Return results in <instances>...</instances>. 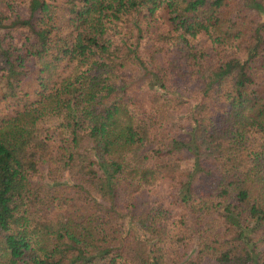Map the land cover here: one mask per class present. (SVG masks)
<instances>
[{"label":"trees","instance_id":"16d2710c","mask_svg":"<svg viewBox=\"0 0 264 264\" xmlns=\"http://www.w3.org/2000/svg\"><path fill=\"white\" fill-rule=\"evenodd\" d=\"M207 262L264 264V0H0V264Z\"/></svg>","mask_w":264,"mask_h":264},{"label":"rangeland","instance_id":"374dc122","mask_svg":"<svg viewBox=\"0 0 264 264\" xmlns=\"http://www.w3.org/2000/svg\"><path fill=\"white\" fill-rule=\"evenodd\" d=\"M198 41L201 45H204L207 50H210V51L214 50L213 52L218 53V50L213 49L211 47V45L209 44V42L206 41L205 38H203L202 36H198ZM219 51H220V53H222V50H219ZM203 88H204L203 85H200L198 87V90L196 88L197 91L193 95L185 97L188 104L184 110L177 111V113H178L176 115L177 123L186 124L187 122H189L188 120H189L190 113L193 109L192 107L201 97V92H202ZM142 195H143V198H140L141 200L151 201V200L156 199L158 201L163 202L169 198V189H168L166 183L162 181V182H159V183L155 184L154 186H152L149 190L144 192ZM185 218L188 222L192 223L198 231H203V226H202V224L199 223L198 218H197V212L195 210H193V211L190 210V211L186 212ZM206 264H210V263L207 262Z\"/></svg>","mask_w":264,"mask_h":264}]
</instances>
